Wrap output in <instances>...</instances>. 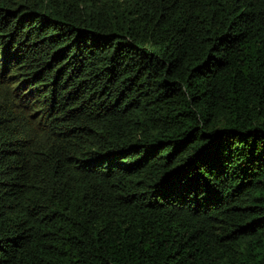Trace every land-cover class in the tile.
I'll list each match as a JSON object with an SVG mask.
<instances>
[{
  "label": "trees",
  "instance_id": "obj_1",
  "mask_svg": "<svg viewBox=\"0 0 264 264\" xmlns=\"http://www.w3.org/2000/svg\"><path fill=\"white\" fill-rule=\"evenodd\" d=\"M0 264H264V0H0Z\"/></svg>",
  "mask_w": 264,
  "mask_h": 264
}]
</instances>
